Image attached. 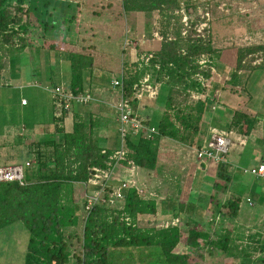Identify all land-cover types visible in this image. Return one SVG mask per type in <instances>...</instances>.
Instances as JSON below:
<instances>
[{
    "label": "trees",
    "instance_id": "1",
    "mask_svg": "<svg viewBox=\"0 0 264 264\" xmlns=\"http://www.w3.org/2000/svg\"><path fill=\"white\" fill-rule=\"evenodd\" d=\"M110 1L114 0H106V6L115 5L117 0L114 3ZM192 1L121 0L124 15L143 13L147 25L157 15L155 21L163 38L160 49L154 51L148 60V54L137 53V58L125 63L122 71L125 97L132 99L134 88L142 84L147 76L150 77V85L162 87L167 92L165 111L153 122L145 120L146 124L154 123L156 126L159 132L156 140H134L130 137L126 160L114 161L115 150L102 148L94 138L100 121L91 117L87 124L79 112L73 114L70 132L58 130L56 125L57 133L49 134L44 129L42 138L22 148L23 153H28V157L18 165L23 168L22 182L0 181V230L23 223L30 234L24 264H124L125 257L131 258L136 252L141 254L139 260L145 263L153 260L156 264H193L191 253L178 254L175 249L183 242L195 249L206 236L198 231L184 236L177 226L142 228L138 218L156 215L158 204L138 194L136 189L124 191L122 207L110 208L100 203L83 217L78 252H72L74 235L67 236L65 233V230L77 225L75 213L80 210L75 204L73 186L86 183L91 168L112 170L115 165H121L130 170L133 163L156 173L163 139L189 147L196 145L203 117L209 109L208 99L202 94L205 96L209 92L206 84L213 80L212 69L218 65L223 48L216 44L211 24L204 35L198 34L199 18L183 35L179 17L174 12L181 2L191 6ZM235 1L240 0H207L205 6L212 15L228 16ZM52 4L53 0H0V51L6 46V51L11 54V71L20 66V55L31 46L32 36L40 29L43 33L48 31ZM222 4L224 11L220 9ZM65 7L63 4V14ZM76 18L75 12L67 11L61 24L68 22L71 26L64 31L70 32ZM237 50L236 67L224 86L234 93L239 91V83L247 80L254 70H264V39L237 47ZM60 53L62 59L71 65L69 91L74 96L84 94L89 90L86 71L93 68L92 55L66 50ZM203 60H206L205 64H201ZM259 60L261 62L255 64ZM193 96L200 98L196 100ZM73 105L69 111L73 110ZM256 121L257 118L248 111L238 109L234 112L230 129L249 136L255 129ZM104 150H107L105 154ZM226 164L219 165L222 179L226 176H223L221 167ZM234 197L229 206L232 217L238 215L241 201L239 196ZM177 206L180 210L173 209L175 218L189 208L183 204Z\"/></svg>",
    "mask_w": 264,
    "mask_h": 264
},
{
    "label": "rangeland",
    "instance_id": "2",
    "mask_svg": "<svg viewBox=\"0 0 264 264\" xmlns=\"http://www.w3.org/2000/svg\"><path fill=\"white\" fill-rule=\"evenodd\" d=\"M72 1H81L83 3H86L87 1V3L80 8L75 6H73V9L70 8L72 9L70 13L73 14L75 12L79 20V22H77V27L74 24L72 28L74 34H79L76 38L79 40L78 45L80 46L81 51L85 52L87 55H92L94 59L93 68H91V70H93L91 72L109 76L110 74L120 71L123 65L121 52L123 51V47H125L124 40L128 30H132L125 25V16L127 15L123 14L122 4L119 2L120 5L119 3L117 5L116 2L115 5L112 4L110 6H106V1L101 2L100 0H64V6L77 4ZM246 2H250V0ZM238 3L239 6L245 5V3ZM253 3L263 5L264 0H254ZM27 6L28 5L26 4L25 7ZM222 6L223 4L220 9L224 11V7L222 8ZM188 8L192 9L190 6ZM246 8L247 9L244 10L242 7L239 9L232 7V13L228 16L222 14L216 16L211 14V16H213L211 26L214 40L217 45L224 47V52L221 54V58L222 61L226 62V64L231 67L230 72L234 67H236V61L238 60V50L236 47L259 42L264 38V34L262 33L264 30V6L261 8L246 6ZM66 13H64L63 16H65ZM60 15V13L59 16L56 15L58 24L54 26L52 25V27L49 28L46 39L54 40L52 42H48V46H55L50 48L48 52H54V55L58 56L54 58L63 60L60 52L64 53L65 50L66 52H69V49H72L71 51H79V47H76L75 37H73L75 35H72L71 33L65 34V27L59 23L61 19ZM156 19L157 15L151 18V22ZM85 22L86 25H84ZM132 32L134 35H139L140 31L136 28L135 30H132ZM55 33H57V35H53ZM67 35L68 39L65 41L62 40V38L65 39ZM35 40L37 41V38H35ZM44 42L41 40V44L35 43V46L31 45L33 49H35L34 51L31 46H28L26 51L34 54L36 58L48 61V52L45 53L44 51L48 47L46 45L45 48L39 47L42 46ZM232 44L235 45L233 46L234 48L228 49V47H231ZM39 50L42 51L39 52ZM41 53H43V56ZM4 57H9L11 59V54L6 51V46L1 49L0 52V72L2 74V76H0V168H13L15 166L18 167V165L28 157V153H23L22 148L27 147L31 141L42 138L45 131L44 129L47 130L46 133L50 132L49 134L53 135L57 132H55L56 129L52 127L51 124V94H49V92H47L44 88L41 90L39 86L24 89L15 86V83L12 84V80L7 78L6 80H3V77H7L10 74V71H5L8 66V61H6ZM257 70L260 69L254 70L251 77L247 79L248 92L252 95V97H254L248 105V108L253 113L257 114L256 118L258 119L255 124V130L252 132L253 136L249 138V145L245 147L242 152H239V149H234L230 150L227 154L228 158L237 162L233 165L234 175L231 180L233 181L232 183H236L234 184L235 192L241 195L239 196L241 201L239 202V210L236 217L231 216V208H229L230 201H233L232 197L234 196L230 199L226 197L224 200H221L220 198L215 202L213 200V205L215 206L212 207L209 205L210 203L207 204L206 201L202 200L197 202L195 196L183 197L182 188L187 183H191L192 172L190 165H186V168L183 169L179 168L180 162L178 157L180 154H186L183 159L185 163L191 162L192 159L189 157L191 153L182 149L180 143L163 139L160 142L158 172L150 173L146 169H140V185L141 189L145 190L143 196H146V198L147 196H150L151 199H156L158 203H162L163 199H171L173 201L177 200L178 203L189 207L190 210L186 209L179 213L182 218V222L185 223V225L181 227L184 236L188 237L191 231H198L202 232L203 236H206V241L209 239L213 240L214 237L216 239L222 238L221 241L223 242L226 240L232 241V245L231 243L228 245L229 247L231 246V248L229 250L227 249V251H224L221 246H215L210 250H205V248L201 249V247L198 249V246L193 249L189 247L186 242L180 243L175 249V252L178 254H189L191 252L194 259L193 264H212V262L215 264L214 261L207 259L209 258V255H211L210 253H213L215 258L218 256L223 258L222 261H218L222 262L219 264H264V262H262L264 248L262 249V255L260 253V249L262 245H264V179L258 180L253 176L244 175L242 168L241 170L235 168L238 164L247 165V167H251L248 166L251 164L256 165L259 162V157L263 149V144L258 142V139L256 140L255 138V134L259 132L260 125L261 127H264V74L263 72H258ZM89 71L90 69H88L86 73ZM230 72L227 73L228 76ZM58 74L60 75L59 78H61L62 76L60 70ZM44 80L47 83L49 82L45 78ZM9 83L12 87L9 86ZM62 85H66V82H63ZM227 89L230 88L227 87ZM21 97H27L29 99L30 105L28 107H21ZM166 98L167 93H165V91H161L159 97L155 100L154 107L163 112L166 107ZM222 99L225 103L227 97L223 96ZM233 100L235 105L238 102H242V99H237L236 102L235 96H233ZM111 110L112 106L107 105L94 112L95 115L101 118L99 121L102 123L96 130V133L98 132V134L94 135V138L102 148L106 147V149L110 148L119 150L121 148L122 139L118 134H116L117 131L115 129L116 123L114 118L116 116L113 115ZM209 112L210 111H207V113ZM154 113L155 111L152 109V105H146V110L140 118V121H149ZM33 119L40 120V122H38L40 123L38 126H35L38 123L34 125L37 131L35 135H33L31 125L29 124V122ZM86 119L88 120V118ZM25 122L28 123L30 127L27 124L26 129H23V123ZM221 124L222 125L219 124V127L226 130L228 129V122H223ZM203 135H207V131H205ZM100 138H102L103 141ZM201 141L203 142L204 139H201ZM231 142L233 147V144L236 143L233 137H231ZM124 144L126 146V141ZM20 151L21 153L19 154ZM230 171L232 172L231 169ZM215 182L216 181H210V185ZM73 187L75 188V191L72 192L75 197V204L80 207V210L75 213L77 225L65 230V233L67 236L69 234L74 235L73 240H71L72 252H78V250H80L79 246L81 244L83 233L82 219L86 214L84 209L86 199L85 195L90 194L92 189L91 185L87 186L86 184H76ZM155 193L159 196H152V194ZM98 195V191H93L92 198L97 199ZM236 197L237 196H235L234 199ZM194 198L195 201L191 202ZM248 198L255 203L254 206L249 205L247 202ZM207 201L209 202V199ZM122 203L123 201L116 204L113 200L112 204L117 207H122ZM203 203L204 205H202ZM197 206L205 207L202 209H209L206 212L205 217H203L202 222L197 221L198 219L191 209L194 208L196 210ZM217 206L222 210L220 211L218 218L219 222L216 225L220 226L221 223H223V225L228 224L229 227L230 223V232H223L224 229L222 227L217 228V226H213L211 224L210 219L213 215L210 213L214 210V207ZM160 209L162 210V207H160ZM169 212L173 213V210H169ZM157 218H159V216L154 215L148 218L145 217L139 222L140 226L142 228L161 229L170 226H177L179 224L176 220H173L171 223H167L163 221L161 222V219ZM207 225H210L209 228ZM201 226H204L205 229L203 228L202 230ZM234 229L238 231L233 233L232 230ZM29 235V231L23 223H17L9 228L0 230V264H24ZM208 235L210 238L207 237ZM252 251L256 255H251ZM226 252H229L232 255L231 259L227 257ZM247 255L252 256L255 260L252 261L248 258L243 261L244 257ZM140 256L141 254L136 252L131 258L125 257L123 262L124 264L155 263L153 260L149 263H145L139 260ZM200 260H202V263L199 262ZM218 262L216 264H218Z\"/></svg>",
    "mask_w": 264,
    "mask_h": 264
},
{
    "label": "crops",
    "instance_id": "3",
    "mask_svg": "<svg viewBox=\"0 0 264 264\" xmlns=\"http://www.w3.org/2000/svg\"><path fill=\"white\" fill-rule=\"evenodd\" d=\"M63 1L64 0H53V4L51 5V8H50V12L52 15L48 20L49 28H51L52 25L54 26V25L58 24V22H57L58 20L56 18V15L59 16V13L61 14L60 15L61 19H60L59 23L63 22L64 16H63V13H61V10L63 8V4L65 3ZM100 1L105 2L106 0L105 1L100 0ZM246 1H248V0H245V2H244V0L235 1V2H233L234 3L233 7L238 8V9L242 7L245 10V9H247L246 6L247 7L253 6L255 8H257V7L261 8L264 6V4L259 5V4L253 3L254 0H250V2H246ZM72 2L77 3V4L76 5L71 4L69 6L66 5L64 13H66L67 11H71L73 9V6H75V7L78 6L77 8H80L87 3V1H86V3H83L81 1H77V2L72 1ZM110 2L114 3V1H110ZM115 2H117V5H118L119 2L121 3V0H119V1L117 0ZM238 2L245 3V5L239 6ZM120 3H119V5H120ZM27 7H25V8H27ZM70 8H72V9H70ZM143 15H144L143 13H131L130 15L125 16V25L132 30H135L136 28H138L140 32H139V35H134L132 30H128V33L125 37V40L127 38L134 40L138 44V48L137 47L136 48H132V47L125 48V47H123V51L121 52L123 65L125 63H128L129 61H134L137 58L136 57L137 53L148 52L151 50L157 51L158 49H160L161 42L154 40L153 35H152L154 32V25H155L156 21L151 22V20H150L149 25H151V23H152V26H149L146 24L147 22H146L145 17ZM76 19L77 20L74 24L77 27V25H78L77 22H79V20H78V17ZM253 21H255V20H253ZM74 24H72V25H74ZM84 25H86V22L84 23ZM63 26L65 27L66 30H69V27L71 25L68 22H66L63 24ZM47 32L43 33L42 30L40 29V30H38V33L36 32L32 36V40H31V45H33V46H35V43L41 44L40 43L41 40L43 42L45 41L43 44L44 46L43 45L39 46L40 48H45L46 46L48 47L44 50L45 53H47L50 48L55 47L52 45L48 46L49 45L48 42H52L54 40L51 38H50L51 40L46 39V36H48ZM70 33L72 35H75L73 37H75L76 47H79V51L76 50L75 52L86 54L85 52L81 51L80 46L78 45L79 40L76 37H78L79 34L78 35L74 34L73 28L70 29L69 34ZM262 33L264 34V30ZM65 34H67V31H65ZM53 35H57V33H55ZM68 35L65 39L62 38V40H64V41L67 40ZM213 37H214V35H213ZM35 38H37V41L35 40ZM39 38H42V39H39ZM125 40H124V42H125ZM233 46H235V45L232 44L231 47H228V49H230V48L233 49L234 48ZM222 48L224 49V47H222ZM236 49H237V47H236ZM32 50L34 51L35 49L32 48ZM69 50L71 51L72 49H69ZM41 51L39 50V52H41ZM36 52L38 53L37 50H36ZM223 52H222V54H223ZM41 54L43 56V53H41ZM48 55H49L48 61H43L42 59L36 58L34 56V54H31V52H27L25 50L20 55V66L17 67V69H14V71L13 70L11 71V65H12L11 59L9 57H4V59L6 61H8V66H7V69H5V71H10L9 72L10 74L7 77H3V80H6V78L9 80H12V82H11L12 84L15 83V86L21 87L24 89L34 88V87L39 86V88L41 90H42V88H44L47 92H49V94H51L50 97L52 99V101H51L52 107H50V109L52 110V116H51L52 123L51 124H52V127H54L55 129H56V125H57L58 126L57 129L58 130L61 129L62 131H64V130L69 131V132L71 131L70 127H71L72 119L74 118L73 114L75 115L79 112L82 113L84 120L88 123L89 121H91V117L94 119H97V120L101 119L99 116L95 115L94 112L99 110L102 107L110 105V106H112L111 112L113 113V115L116 116V117H114L115 123H116L115 129L117 131L116 134L119 135V123H118V119H117V112H116L115 106L122 99V94H121V90L119 88L120 86H118V88H115L113 85V82L115 80L122 81L123 65H122V69L120 71H117L113 74H110L109 76L108 75H102V74L96 73V72L92 73L91 71L93 69L92 70L90 69V71L87 72V85L89 86L88 87L89 90H87L86 92H88L90 94L91 101L89 102V104L83 105V106L79 105V104L78 105L74 104L73 110L66 112V111H61V110L56 108V105H55L56 99H54L53 94L48 90V88H54L56 86L68 88L69 83H70V77H71V65H70L69 61L54 58V57H58V56L54 55V52H48ZM237 56H238V52H237ZM260 62H261V60L257 61L255 64H259ZM236 64H237V61H236ZM59 70L61 71V76H62L61 78H59V76H60L58 74ZM230 70H231V67L228 64H226V62L222 61V58L219 60L218 65L212 69V71L214 73L213 80L207 82V84H206L210 88L209 92L205 96L202 94V96L204 98L208 99V103H209L208 104L209 105L208 111H210V112L209 113L206 112L205 116L203 117V120L201 123V128H200V133L196 138V145L193 147H189V146L180 144L182 146V149L191 153L189 155V157L192 160L189 163H185L183 161V159L185 158L186 154H180L178 157L179 162H180L179 168L183 169V168H186V165H190L191 166L190 169L192 172L191 173L192 174L191 183H189V184L187 183L186 185H184L182 188L183 191L181 190L183 195H184L183 197L185 198L187 196H195L197 202L202 201V200L206 201L207 204L210 203L209 205L211 207L215 206V205H213V200L215 202V201L219 200L220 198H221V200H224V198H226V197H228L230 199L232 196H241V195L237 194L234 190V186H235L234 184H236V183H232L233 181H231L233 179V175H234L233 165L236 164L237 162L226 156L227 157V162H226L227 164L222 166V167L220 166L223 169L222 171H224L223 176H226V177H223V179H222V178H220V174H219V170H218L219 165H221V164H214V163H211L210 161L200 162L197 158L196 150L205 147L211 138L212 132L217 130L219 132H225V133L233 132L232 137L236 143L233 144V147L231 145L232 149L230 147L229 152H230V150H234V149H239L238 151L242 152L244 150V148L249 145V138H251L253 136L252 132L255 129L250 133L249 136H245L243 134H238L237 131L231 130L230 125L233 121L234 112L238 109H244V110L248 111L250 115L257 117L256 116L257 114L253 113L248 108V105L251 103V101L254 97H252V95L248 92L249 90H248V86H247V84H248L247 80L241 82V84L239 83V87H238L239 91H237L235 93L231 92L230 90H228L224 87L226 82L229 79V76L227 75V73H229ZM257 71L263 72V74H264L263 69H260ZM0 76H2L1 72H0ZM44 78L46 80H48L49 82L48 83L45 82ZM56 81L59 83H57ZM63 82H66V85H62ZM9 86L12 87L10 83H9ZM161 88L162 87L157 86L158 92L154 91L156 93L155 96H152V95L150 96L149 94L146 93L145 97L142 100L135 101L138 116H143V114L146 110V105H148V104L152 105V109L155 111V113L149 119V121L152 120V122H153L154 119L156 120L161 116L160 114H162L165 111V109L163 112H161L160 110H158L154 107L155 106V100L159 97L160 92L164 91L163 88L162 89ZM165 93H167V92L165 91ZM223 96L227 97V100L225 103L222 99ZM233 96L236 97V102H237V99H239V100L242 99V102L241 103L238 102L235 105L234 100H233ZM196 97H197V99L194 97L193 98L196 100H198L200 98L199 96H196ZM20 99H21L20 104H21L22 108H26L30 105V101L27 97H21ZM23 99L27 100L26 105L22 104ZM86 118H88V120ZM33 120H36V119H33ZM33 120H31L29 122V124L31 125L33 135H35V133L37 132L35 126H38L40 124V123H38V122H40V120H36V121H33ZM223 122H228V129L227 130L223 129L222 127H219L220 125H222L221 123H223ZM36 123H38V124H36ZM27 124L28 123H26V122L23 123V129H26ZM29 124H28V126L30 127ZM100 124H102V123L98 122V128H99ZM214 124H217V125H214ZM146 125H150V126L152 125V127L156 128L154 123L149 124L147 122ZM207 125H208V127H207ZM205 131H207V135H203ZM158 135H159V132H158ZM158 135H156V137H158ZM255 136H256L255 137L256 140L258 139L257 141L262 143L263 147H264V127H261V125H260L259 132H257L255 134ZM132 139H134V138H132ZM142 139H144V138H142ZM201 139H204V141L202 142ZM154 140H156V138ZM165 140H171V139L165 138ZM237 144H238V146H237ZM107 149H110V148H107ZM189 150H193V151H189ZM262 151H263V149H262ZM261 155H262V153H261ZM261 155L259 157V162H260ZM258 163L256 165H258ZM256 165L251 164L248 166L254 167ZM235 168L239 169V170H241V168H242V170H243L245 168H250V167H247V165L238 164ZM140 169H142V168L134 166L132 169L127 170V169H124V167L121 165H116L112 171V174H111L110 184L113 185L115 188H117L121 182L126 181L129 183L135 184L137 189L143 191L144 189L142 190L141 185H140V177H139L140 176ZM230 169L232 170V172L230 171ZM150 173H154V172L151 171ZM244 175H247V174H244ZM258 180H260V179H258ZM210 181H216V182L214 184L212 183L210 185ZM91 189H92V191L89 195L93 194L94 190H97V188L93 187V186H91ZM144 192H145V190H144ZM196 194H197V196H196ZM141 196H143V195H141ZM152 196H159V195L155 193V194H152ZM144 197L146 198V196H144ZM147 199H151L150 196H147ZM208 199H209V202L207 201ZM151 200H154V199H151ZM155 201H156V199H155ZM162 201H163L162 203H158L156 201L158 204V213L155 216H159V218H157V219H161V222L163 221V222H167V223H171L173 220H176L179 223L177 225V227H179L181 229V227L183 225H185V223L182 222V220H181L182 218L180 217V215L176 216V218H175L173 213L169 212V210H173V209L180 210L179 206H177L180 203H178L177 200L173 201L171 199H168V200L163 199ZM194 201H195V198L191 200V202H194ZM172 202H174L175 204L171 205ZM168 203H170V204H168ZM202 205H204V203ZM160 207H162V210L160 209ZM202 208H205V207L197 206L196 210L191 208L193 210V212L195 213V216L198 219L197 221H199V222L203 221V217H205L206 212L209 210V209H202ZM221 210L222 209H219L218 206L214 207V210L211 211L210 214H212L213 217H215V218L212 217L210 219V222L213 226H217V228L222 227L224 229L223 232L224 231L230 232V229H229V228H231L230 223H229V227H228V224L223 225V223H221L220 226L216 225L219 222L218 218H219ZM152 216H154V215L140 216L138 218V223L143 218H145V217L148 218V217H152ZM239 225L242 226L241 224H239ZM209 226L210 225H207L208 228H209ZM201 227L203 230L204 226H201ZM246 228H248V227H246ZM232 231H233V233H236L238 230L234 229ZM207 237L210 238L209 235ZM212 238H213V236H212ZM221 240H222V238L216 239L214 237L213 240L209 239L206 241V238L205 239L203 238V239H201L197 248L199 249V247H201V249L205 248V250H210L212 247L221 246V248L224 251H227V249L229 250L231 248V246L229 247L228 245L230 243L232 245V241L226 240L225 242H223ZM234 248H235V246H234ZM263 248H264V245H262V247L260 249L261 255L263 252V250H262ZM252 249H254V248H252ZM209 253H210V251H209ZM251 253H252L251 255H256V254H254L253 251ZM210 254L211 255H209V258H207V257L206 258L208 260L214 261L215 264L218 261L223 260V258L221 256H218L217 258H215L213 253H210ZM226 255L229 259L232 258V255L229 252H226ZM248 258H249V260H252V261L255 260L254 258H252V256L247 255L244 257L243 261H245ZM262 258H263L262 262H264V256ZM199 262L202 263V260H200ZM219 263H222V262H218V264ZM207 264H209V263H207ZM212 264H213V262H212ZM248 264H250V263H248Z\"/></svg>",
    "mask_w": 264,
    "mask_h": 264
},
{
    "label": "built area",
    "instance_id": "4",
    "mask_svg": "<svg viewBox=\"0 0 264 264\" xmlns=\"http://www.w3.org/2000/svg\"><path fill=\"white\" fill-rule=\"evenodd\" d=\"M207 0H193L192 5L188 8L189 5L185 2H181L178 8L175 10V14L180 17V24L182 26V33L185 35L192 27V22L197 18L200 19V24L197 26V32L200 35H204V32L210 29V24L212 21V16L208 7L205 6ZM224 5L222 6V8ZM154 40L163 41V38L159 32L154 33ZM128 44H131L128 41ZM152 55H148L147 60ZM206 60H203L201 64H205ZM115 88L120 86L122 99L118 104H116L115 109L119 117V134L122 139V145L119 151L113 156V159L116 161H122L127 158L129 153L128 148H126L124 142L132 135L134 137H144L146 140L152 141L158 135V130L155 127H149L140 121V117L137 115V107L135 101L142 100L145 97V94L150 96H155L157 91V86L150 85V77L147 76L142 84L136 86L134 97L128 98L124 95L123 90V81L115 80L113 82ZM154 89V90H153ZM48 90L53 94V97L56 99V108L61 111H69L72 108L73 104L87 105L91 101V96L89 93H85L79 96H74L71 92L63 87L57 86L55 88H48ZM155 91V92H154ZM197 99L196 96H193ZM22 104L26 105L27 100L23 99ZM233 132H219L217 130L213 131L211 138L207 145L201 149H197V158L200 162L210 161L214 164H221L227 162V154L229 148L232 145L231 137ZM133 164V163H132ZM244 174L253 176L257 179H264V147L260 162L258 165L250 168H245L242 170ZM111 171L102 170L99 168H93L91 170V178L89 183L94 186H103L111 178ZM23 172L22 168H9V169H0V181H22ZM135 188V184L129 182H123L121 187L118 190H115L113 197L107 200V204L113 205V200L115 203L124 197L123 191L126 189ZM99 202V198H89L87 210L89 211L95 204ZM106 202V201H104ZM247 202L250 206H254L255 203L248 198Z\"/></svg>",
    "mask_w": 264,
    "mask_h": 264
},
{
    "label": "clouds",
    "instance_id": "5",
    "mask_svg": "<svg viewBox=\"0 0 264 264\" xmlns=\"http://www.w3.org/2000/svg\"><path fill=\"white\" fill-rule=\"evenodd\" d=\"M186 3V2H185ZM180 5V4H179ZM178 8V7H177ZM176 8V9H177ZM175 9V10H176ZM175 13V12H174ZM178 17V16H177ZM181 18L179 17V20H180ZM157 23V22H156ZM155 23V25H154V32H153V38H154V33L155 32H158V24H156ZM128 41H130L131 42V44H128ZM125 48H127V47H132V48H138V44L134 41V40H131V39H129V38H127L126 40H125ZM141 53H143V55H151L152 53H154V50H151V51H148V52H141ZM122 81H123V79H122ZM57 87V86H56ZM55 88V87H54ZM66 89H68V90H70L69 88H66ZM85 93H88V92H85ZM84 93V94H85ZM140 118L142 117V116H139ZM117 119H118V123H119V117H118V114H117ZM144 122V124L146 125V123H145V120L143 121ZM120 124V123H119ZM147 126H149V127H152V125L150 126V125H147ZM120 128V127H119ZM119 136H120V134H119ZM131 138H134V140H137V139H139V138H144V137H134V136H130ZM129 137V138H130ZM129 138L127 139V141H126V148H128V140H129ZM145 139V138H144ZM146 140V139H145ZM147 141H149V140H147ZM152 141H154V140H152ZM122 144V143H121ZM113 151L115 150V149H112ZM120 150V149H119ZM119 150H117V151H119ZM128 150H129V148H128ZM116 150L114 151V153L116 154V152H117ZM107 152V150H104L103 151V154H105ZM113 153V154H114ZM129 154V153H128ZM114 160V159H113ZM126 160V159H125ZM114 161H116V160H114ZM122 161H124V160H122ZM119 162V161H118ZM131 165V169L135 166L134 164H130ZM116 166V165H115ZM15 167H17V166H15ZM15 167H13V168H15ZM18 168H22V166H19ZM93 168H98V167H93ZM93 168H91L90 169V177H89V179H88V181L86 182V183H84V184H86L87 186L88 185H91L90 183H89V180H90V178H91V170L93 169ZM115 168V167H114ZM113 168V169H114ZM0 169H9V168H6V167H2V168H0ZM99 169H101V168H99ZM113 169L112 170H106V171H113ZM102 170H105V169H102ZM22 172H23V168H22ZM22 182V181H21ZM110 182H111V178L107 181V182H105L104 183V185L103 186H94V185H91V186H93V187H96L97 188V190H94V191H98L99 192V195H98V197H97V199L99 198V202L97 203V204H95V205H98V204H100V203H102V204H105L106 206H108V207H110V208H114V207H117V206H114V205H110V204H107V200H109L110 198H112L113 196V193H114V191L115 190H118L120 187H121V185L119 186V187H117V188H115V187H113V189H111V184H110ZM126 182V181H125ZM130 189H135V188H130ZM127 190V189H126ZM137 190V192H138V194H140V195H143L144 194V191H141V190H139V189H136ZM110 191V192H109ZM125 191V190H124ZM124 191H123V193H124ZM93 196V194H91V195H89V194H86L85 195V207H84V209H85V212H86V214H88L92 209H93V207L95 206H93L89 211L86 209L87 208V205H88V200H89V198H91ZM124 199H125V197H123V199H121V200H119V201H117L116 202V204H118L119 202H122L123 201V203H124ZM104 201H106V202H104ZM86 214H85V216H86Z\"/></svg>",
    "mask_w": 264,
    "mask_h": 264
}]
</instances>
